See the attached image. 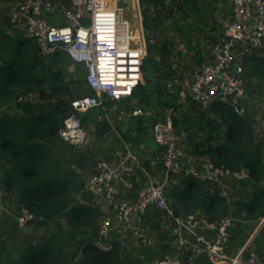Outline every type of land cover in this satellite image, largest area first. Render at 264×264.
Here are the masks:
<instances>
[{
    "label": "built area",
    "instance_id": "built-area-1",
    "mask_svg": "<svg viewBox=\"0 0 264 264\" xmlns=\"http://www.w3.org/2000/svg\"><path fill=\"white\" fill-rule=\"evenodd\" d=\"M135 9V24L123 18L124 9L119 0H29L13 9L8 23L13 28L23 27L29 40L42 57L61 53L85 71L84 84L87 94L71 102L77 114L97 108L105 109L104 99L119 102L132 96L143 75L147 46L138 0H131ZM231 17L221 27L220 38L211 45L207 58L192 72L175 81L179 105L207 109L212 102L227 105L237 114L239 101L244 96V68L240 59L250 50L261 49L264 42V0H228ZM44 16L60 17V26L50 25ZM238 61V64H236ZM2 64L0 63V67ZM32 94L18 99L23 102ZM175 109L169 107L161 122L153 128V138L162 149L161 171L151 174L143 168L133 153L126 152L117 163L100 160L94 173L85 183L84 192L101 199L107 210L99 218L93 246L101 253L113 248L111 234L131 237L147 249L152 246L145 226L149 211L161 214L171 227L175 245L174 258L164 257L153 264H185L205 258L210 263L263 264L254 251L244 255H225L229 244V230L233 220L229 217L210 220L204 212L176 213L167 202L165 189L182 173V150L174 134ZM150 113L136 109L130 118L149 117ZM115 137H121L112 129ZM59 138L77 146L84 141L81 122L75 115L64 119L58 131ZM186 169V168H185ZM134 171L145 179L144 187L131 201H115V185L125 191L133 190L129 180ZM192 179L202 184L210 195L226 198L221 189L222 181L250 178L246 168L230 170L215 165L208 159H194L187 170ZM79 204L82 202L77 198ZM0 202V220L6 213ZM18 229H25L36 218L21 209L14 218ZM207 233L211 236L206 237ZM81 256V253H79ZM74 262H78L77 258Z\"/></svg>",
    "mask_w": 264,
    "mask_h": 264
},
{
    "label": "crops",
    "instance_id": "crops-1",
    "mask_svg": "<svg viewBox=\"0 0 264 264\" xmlns=\"http://www.w3.org/2000/svg\"><path fill=\"white\" fill-rule=\"evenodd\" d=\"M29 0H0V42L5 36L13 41H28L25 29L23 27L13 28L9 25L7 17L9 13L18 5L28 2ZM138 0L139 5L149 12V16H144V23L149 19L150 23L154 24V29L157 28L162 18L164 24L170 19H173L176 14V9L173 7L186 6L183 16L180 19L175 17V25L179 21L183 32H177L174 38L163 35L161 45L158 46L156 41L149 39L148 46L153 47L156 52V59L153 64L158 62H166L172 70L171 75H180V78L188 76L192 70L199 66L202 61L207 58L209 49L221 36V27L231 17V8L228 0L219 2L211 0L209 3L204 0ZM66 0H64V3ZM221 4V5H219ZM169 8V9H168ZM180 10V9H178ZM160 11L163 14H160ZM181 12V11H180ZM171 14L170 17L167 15ZM164 16V17H162ZM162 17V18H161ZM50 19V18H49ZM163 24V23H162ZM148 27V26H147ZM50 57V56H49ZM244 68V96L239 101V116L244 119L251 129L253 142L251 143L252 154L256 155L259 160L258 165L263 168L255 176L250 174V178L242 181L225 179L222 181L221 189L226 191L227 197L221 198L225 200V208L218 213V218L229 217L233 220L232 227L229 230V244L225 255L235 257L244 255L247 252L254 251L259 255L264 264V42L261 49L250 50V53L240 59ZM68 76L72 77L76 72L85 77V71L78 65L68 62ZM86 90V88H85ZM32 94V98L26 101H35L36 94ZM87 94V90L85 95ZM24 95L23 97H25ZM105 111L99 110V119H102L106 114H111L118 107V102L104 99ZM217 103V102H212ZM211 106V105H210ZM209 106V107H210ZM164 107V106H163ZM207 109L202 111L209 112ZM169 107H165L163 113L157 117L156 122H161L163 115ZM139 109L137 106L133 110ZM198 108L192 105H179L176 109L174 119L178 122V126L174 128V134L178 140L179 148L182 150V167L186 170L194 159L197 157V152L194 150L196 143L201 144L204 140V133L200 128ZM9 117H22L24 114L20 109L12 107L9 111L2 109ZM140 118V117H139ZM138 118H131L129 125H133V121ZM143 125H147L148 117H142ZM81 128L84 133V141L77 145H71L75 149L76 157L73 158L75 164L70 166L71 170L75 171V175L81 179L84 184L95 171V165L100 160H107L110 163H117L123 158V150H120V143L112 132V129L120 135L124 140V131L119 121L117 125L113 124V119L109 121L101 120L92 122L86 113L80 115ZM108 127V132L101 135L102 126ZM129 131V130H128ZM127 135V134H124ZM124 144L128 143L124 141ZM70 145V144H69ZM129 151V150H128ZM148 149H143L144 155L148 154ZM162 149H158L156 160L151 158L144 159L141 162L143 168H146L151 174L159 175L161 171L160 155ZM129 153H133L129 151ZM134 154V153H133ZM202 159V158H199ZM205 160V159H203ZM83 175V177H82ZM1 179V175H0ZM186 176L181 173L178 177L172 179L167 186L169 194H167L168 205L178 214H186L192 212H204L208 216L207 209H196L192 212H187L186 203H182L177 192L184 189L188 198L198 195L200 192L198 186L191 188L192 181H185ZM133 190L125 191L118 185H115V201H131L136 193L145 185V179L139 171H134L131 179ZM196 182V181H195ZM198 183V182H197ZM199 184V183H198ZM166 187V188H167ZM206 191V188H202ZM177 191V192H176ZM83 192L79 191L76 195L82 206H91L97 208L104 215L107 207L101 199H96L92 196L83 199ZM5 194V190L0 188V198ZM1 202V199H0ZM3 203V202H2ZM6 213L0 220V264L18 263L30 245L40 239L48 242L52 235L59 234L63 238V231L69 232L62 220L57 222H49L41 227H36L34 224H29L25 229H18L15 223L17 212L16 206H7ZM223 213L225 214L223 216ZM145 226L148 236L152 241L150 248H143L137 244L131 237L120 235L116 232L111 234L113 245L117 244L125 252L131 253L133 249L140 250L142 257L148 264H153L155 260L163 259L164 257L174 258L176 249L171 236V227L167 220L161 214L149 211L145 219ZM211 235L207 233L206 237ZM80 238V237H79ZM77 238V240L79 239ZM85 239L90 240L89 237ZM95 240V239H94ZM85 241V240H83ZM85 243V242H84ZM93 244V242H92ZM79 255V254H78ZM185 264H212L205 258H198L195 262ZM227 264V262L216 263Z\"/></svg>",
    "mask_w": 264,
    "mask_h": 264
},
{
    "label": "trees",
    "instance_id": "trees-1",
    "mask_svg": "<svg viewBox=\"0 0 264 264\" xmlns=\"http://www.w3.org/2000/svg\"><path fill=\"white\" fill-rule=\"evenodd\" d=\"M2 41L0 188L5 194L1 202L6 207L16 206V216L21 209L27 210L36 218L30 223L36 227L62 220L69 228V232L63 231L62 239L54 234L48 242L40 239L30 243L22 259L12 264H148L141 259L138 249L127 253L115 244L110 252L101 253L92 245L101 213L97 208L78 203L79 191L83 192V199L89 194L84 192L81 179L70 169L75 164V149L58 136L64 119L71 115L80 119V114L72 110L71 102L85 95L82 74L76 72L77 80L67 81L68 71L62 54L42 57L31 40L13 41L4 36ZM7 79L10 82L3 85ZM32 92L37 95L36 102H18ZM12 107L20 109L24 116L9 117L1 111L5 108L9 111ZM168 107L176 111L178 106ZM197 112L201 131H206L204 141L194 145L197 157L230 170L246 168L252 176L263 170L256 155L250 152L253 142L250 126L239 114L220 103H212L208 114L199 108ZM177 126L174 119L173 128ZM227 127L229 131L224 135ZM108 130L103 125L101 135ZM190 184L191 188L200 187V192L194 197L188 196L187 211L204 208L210 220L218 218V213L225 208V200L218 194L204 191L200 183ZM86 236L90 240L85 239ZM79 253L82 258L75 263Z\"/></svg>",
    "mask_w": 264,
    "mask_h": 264
},
{
    "label": "water",
    "instance_id": "water-1",
    "mask_svg": "<svg viewBox=\"0 0 264 264\" xmlns=\"http://www.w3.org/2000/svg\"><path fill=\"white\" fill-rule=\"evenodd\" d=\"M44 18L50 25L60 26L62 19L57 16H53L50 19L46 16ZM172 70L166 64V62H158L156 64L147 61L143 65V75L139 81V85L132 92V96L118 102V107L113 113L106 114L102 119H99V109L94 108L86 112V116L92 119V122L109 121L113 119V124L117 125L120 121L124 131V140L120 139V150H123V154L131 151L134 153L139 161L151 158L156 160L158 153V144L153 138V128L156 124L157 117L163 113L165 107L173 104H177L178 89L175 81L179 75H171ZM137 106L140 110L150 113L148 117L147 125H143L142 117H137L133 122V125H129L131 121L130 112ZM164 106V107H163ZM133 119V118H132ZM129 130V131H128ZM124 141L128 144L125 145ZM143 149H148V154L144 155ZM182 174L186 176L185 181H192V177L186 174L185 167H182Z\"/></svg>",
    "mask_w": 264,
    "mask_h": 264
},
{
    "label": "rangeland",
    "instance_id": "rangeland-1",
    "mask_svg": "<svg viewBox=\"0 0 264 264\" xmlns=\"http://www.w3.org/2000/svg\"><path fill=\"white\" fill-rule=\"evenodd\" d=\"M201 1L203 3L205 2L204 0H201ZM206 1L209 3L211 0H206ZM219 2L222 3V2H224V0H218V3ZM119 3H120V6L124 9L123 18L125 20H127L131 25H134L135 24V19H134L135 9H134V6L132 4V1L131 0H119ZM204 5H205V3H204ZM219 5H221V4H219ZM173 8L177 10L176 14H175V17H177V19H180L181 15L183 16V14L185 13V9L188 8V7L182 6L180 8L179 7H173ZM139 9H140L142 22H143V30H144V36H145L146 46H147V58L145 59V62L150 61L151 63H153L155 61V59H156L157 52H156V50L153 47L148 46L147 42H149V39H151L153 42L156 41L157 45L160 46L161 45L160 41H162L163 35L171 36V37L174 38V35L178 31L179 32H183L184 31L183 29L179 30V27L181 28V26H182L181 23L183 21L182 20L179 21V23H177V26H176L175 22H174L175 21V17H173V19H171V20L169 19L167 21V23L164 24L165 23L164 19L166 17L162 18V17H164V16H162L161 17L162 18L161 22H159L158 25H157V28L154 29V27H153L154 24L150 23L149 19L146 20L145 23H144V19L145 18H144L143 15H146V17H148L149 16L148 15L149 12L147 10L143 9L141 5H139ZM178 9H180V10H178ZM187 10H189V8ZM160 14H163V12L160 11ZM170 16H171V14L167 15V17H170ZM68 62L71 63L70 59L64 56V63L63 64H65V67H67V68L69 66ZM236 64H238V61H236ZM6 72H8V71H6ZM7 77H9V75H7ZM9 79H11V78L9 77ZM9 79H7L3 83V85H7L10 82ZM66 79H67V81L68 80L76 81L77 77H76V74H75L73 77L67 76ZM83 81H84V79H83ZM34 94H36V93H34ZM35 98L37 100V95H36ZM228 131H229V127H227L226 130L224 131V135H227ZM82 177H83V175H82ZM167 194H169V188L168 187L165 189L166 198H167ZM176 194L178 195V197H179V199L181 200L182 203H185L187 201V196L185 194L184 189L179 190V193L177 192ZM76 258L79 261L82 258V256L77 255ZM75 263H78V262H75Z\"/></svg>",
    "mask_w": 264,
    "mask_h": 264
}]
</instances>
